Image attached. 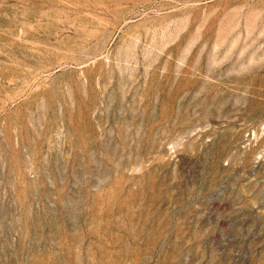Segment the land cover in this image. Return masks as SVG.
I'll return each instance as SVG.
<instances>
[{
  "label": "rangeland",
  "instance_id": "rangeland-1",
  "mask_svg": "<svg viewBox=\"0 0 264 264\" xmlns=\"http://www.w3.org/2000/svg\"><path fill=\"white\" fill-rule=\"evenodd\" d=\"M0 264H264V0H0Z\"/></svg>",
  "mask_w": 264,
  "mask_h": 264
}]
</instances>
